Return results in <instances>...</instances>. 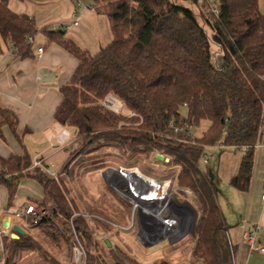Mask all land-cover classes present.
I'll use <instances>...</instances> for the list:
<instances>
[{
  "label": "trees",
  "instance_id": "trees-1",
  "mask_svg": "<svg viewBox=\"0 0 264 264\" xmlns=\"http://www.w3.org/2000/svg\"><path fill=\"white\" fill-rule=\"evenodd\" d=\"M10 1L0 0V42L10 43L21 59L33 58V38L39 32L36 23L12 12ZM112 1L93 0V11L109 19L114 35L113 44L95 56L66 39L64 32L46 33L49 44L60 46L79 62L69 83L60 89L63 101L55 121L71 132L80 154L108 149L124 155L170 157L179 168L176 186L192 192L199 206L190 262L236 264L238 250L230 242V227L219 205L222 194L216 168L205 171L201 164L205 165L204 155L216 145L223 147L221 153L245 148L239 174L230 185L249 192L264 112V14L259 0H218L219 15L207 2L197 5L196 0H189L193 8L173 0ZM129 26H137L142 35L123 29ZM154 47L159 52L162 47L179 49L186 72L170 62V58L175 61L170 50L171 54L162 52L164 58L159 61L161 53ZM108 96L123 104L127 116L101 105ZM122 123L136 127L127 129ZM203 123L208 125L206 131L195 137L193 129ZM3 125L18 138L16 116L0 109V138ZM32 166L28 153L0 157V186L7 190L8 204L17 197L22 180L36 181L44 191L45 204L33 207L49 214L37 227L44 237L55 244L61 239L78 240L86 264H111L101 254L86 216L79 215L75 203L68 200L67 190L45 170ZM177 193L181 194L176 192V197ZM92 219L98 228L100 224L111 229V222ZM24 231L26 235L18 240L11 238L12 231L5 237L8 264H17L24 252L42 250L29 230ZM115 253L113 264H137L123 251Z\"/></svg>",
  "mask_w": 264,
  "mask_h": 264
},
{
  "label": "crops",
  "instance_id": "crops-1",
  "mask_svg": "<svg viewBox=\"0 0 264 264\" xmlns=\"http://www.w3.org/2000/svg\"><path fill=\"white\" fill-rule=\"evenodd\" d=\"M206 2L218 3V0ZM92 5L93 0L9 2V9L33 19L39 32L33 38V58L21 59L10 43L0 42V109L9 111L18 120V138L7 125L1 128V158L28 153L33 162L38 160L43 164L49 175L64 171L77 143L68 129L56 123L55 113L63 101L60 89L69 83L79 62L60 46L49 44L46 33L64 32L66 39L80 49L97 55L113 44L114 35L109 19L97 15ZM259 8L264 14L262 0ZM75 22H78L77 26ZM41 49L44 52L39 57L38 50ZM242 157L238 159L223 152L218 157L216 173L222 194L219 205L230 227V242L238 250L236 264H264V253L251 251L249 245L242 243L245 233L258 228V247L264 248V203L261 200L264 190V148L256 150L252 182L246 193L230 185L231 180L239 174ZM39 197L44 200L42 187L32 179H24L10 205L7 190L0 186V228H3L2 218L8 212L33 207L34 202L41 201ZM15 202L19 205L16 209Z\"/></svg>",
  "mask_w": 264,
  "mask_h": 264
},
{
  "label": "rangeland",
  "instance_id": "rangeland-1",
  "mask_svg": "<svg viewBox=\"0 0 264 264\" xmlns=\"http://www.w3.org/2000/svg\"><path fill=\"white\" fill-rule=\"evenodd\" d=\"M173 1L186 7H195L189 0ZM262 1L264 2V0ZM119 2H121V0L112 1L113 4ZM136 27L137 26H129L124 27L123 29L132 35L139 37L142 35L141 29L139 28L140 30L138 33L136 31L138 29L135 30ZM211 35L212 34L210 33V36ZM138 39L141 41L140 38ZM154 48L156 49V52H159L158 50L160 49H157V47ZM211 48L214 52L217 50L213 45ZM163 49L164 48L162 47L159 52L161 54L158 60L161 61L162 57L164 58L162 52L165 54H171L172 52L175 61L170 58V62L179 71L186 72V69H184L185 65L182 61L183 54L181 51L177 48H170L169 50L171 52L167 49ZM169 60L167 59V61ZM155 62L156 58H153L152 63ZM120 126H124L127 129L136 127V125L130 123H122ZM207 126L206 123H203L199 128L193 129V135L195 137H201L206 131ZM75 142L77 143L76 148L71 154L68 164L65 166L62 174L57 175L58 180H55V182L63 191L67 190L68 200L73 201L77 210L82 213L79 215H88L87 219H90L89 225L92 230L93 238L98 242L101 254L105 259L113 264L112 253L119 250L123 251L126 256L137 264H158L164 261L167 263L169 262V264H193L190 262L191 260L189 258V251L193 247V236L190 231H188L187 234L182 232L183 235L178 238V240L172 242V244H161L157 247L147 248L146 245H144L142 238L139 236L140 228L137 223V216H135L136 214L134 215L133 207L129 202L125 201L117 191L110 187V175L114 174V172L118 171L120 168L131 172L136 171L147 178H153L167 183L172 180L179 171L178 167L173 166L172 159L160 153L151 154V156L124 155L118 151L108 149L101 150L97 154L89 156L85 153L80 154V145L77 141ZM223 153L229 156H236L238 159L243 156V153L239 150L226 149ZM220 154L221 152L217 151L214 156H212L213 160L211 159L207 166L201 164V168L205 171H212L217 168L218 157ZM158 155H161L164 158L160 160V158L157 157ZM208 155H210V152ZM178 191L183 194L181 195L177 193L178 199L181 202H188L198 212L199 206L195 195L186 190L178 189ZM39 198L40 199L38 200L41 201L34 202L36 208L41 204H45V200H42V197ZM47 205L48 204H46V208L49 209ZM18 207L19 205L15 202L14 208L16 209ZM93 217L103 223H108L109 225V222H111V229L108 230L101 227L99 224V228L101 227L99 230L92 219ZM115 221H118L119 225L116 224L117 222ZM12 223L17 226H22L21 221L14 218ZM194 231L196 232V227ZM29 232L42 250L24 252L21 255L22 257L17 260V264L68 263L73 241L67 243L61 239L59 244H55L53 241L44 237L42 231L38 228L31 229ZM11 238L13 240H18L13 234L11 235ZM6 264H8V253H6Z\"/></svg>",
  "mask_w": 264,
  "mask_h": 264
},
{
  "label": "built area",
  "instance_id": "built-area-1",
  "mask_svg": "<svg viewBox=\"0 0 264 264\" xmlns=\"http://www.w3.org/2000/svg\"><path fill=\"white\" fill-rule=\"evenodd\" d=\"M205 2L206 0L195 1L197 5H202ZM209 7L215 15H219V1L218 3H210ZM74 25L77 26L78 22H75ZM29 41H32V39H29ZM43 52L42 49L38 50V56H42ZM101 105L110 112L127 116L123 104L112 96H108ZM260 131L261 139L255 148L256 150L264 148V112ZM189 133H191V130H189ZM220 149H223V147L219 145L209 148L210 151L204 155L203 163L208 165L213 158L212 156ZM239 151L245 153L246 149L241 148ZM209 152L210 155H208ZM32 167L45 170L43 164L38 160L33 162ZM130 172L123 168L114 172L109 177L111 180L110 187L133 207L140 228L139 236L147 248L157 247L161 244H172L183 235L182 232L187 234L188 231H192L194 219H192L191 212L184 209L182 203L185 202H181L176 197L178 187L175 185L178 174L167 182L169 187L165 188L163 186L166 183L163 181L147 178L140 173H138L139 176H134ZM50 176L54 180H58L57 174H51ZM152 182L155 184H152ZM261 200L264 203V190L261 194ZM7 215H10L12 219L21 221L22 226L19 227L23 230L37 228L45 219L49 218L46 211H37L32 206L18 211H10ZM87 221L89 223L90 219H87ZM196 226H194L193 231ZM258 232L259 229L256 228L251 233H245L242 243L249 245L251 251L264 253V248L258 247L256 237ZM9 235L10 230L0 228V264H6L5 237ZM67 264H86V254L78 240L73 242L72 257Z\"/></svg>",
  "mask_w": 264,
  "mask_h": 264
},
{
  "label": "water",
  "instance_id": "water-1",
  "mask_svg": "<svg viewBox=\"0 0 264 264\" xmlns=\"http://www.w3.org/2000/svg\"><path fill=\"white\" fill-rule=\"evenodd\" d=\"M157 157L160 158V160L164 158L161 155H158ZM104 177H105V174H104ZM212 178L214 177L212 176ZM182 207L184 209H188L191 212L192 216L194 217V223H193V228H194V226L197 225L198 212L188 202L182 203ZM2 222H3V228L12 231L13 236H15L16 239H19L20 236L26 235V232L23 229H21L19 226L12 225V217L10 215H5L2 218ZM193 228L191 231L192 236L195 235V231H193Z\"/></svg>",
  "mask_w": 264,
  "mask_h": 264
},
{
  "label": "bare ground",
  "instance_id": "bare-ground-1",
  "mask_svg": "<svg viewBox=\"0 0 264 264\" xmlns=\"http://www.w3.org/2000/svg\"><path fill=\"white\" fill-rule=\"evenodd\" d=\"M130 174H133L134 176H139V174L136 172V171H134V172H130ZM152 184H155L154 182H152ZM163 187H165V188H167V187H169V184H164V186ZM191 216H192V214H191ZM192 219H193V216H192Z\"/></svg>",
  "mask_w": 264,
  "mask_h": 264
}]
</instances>
